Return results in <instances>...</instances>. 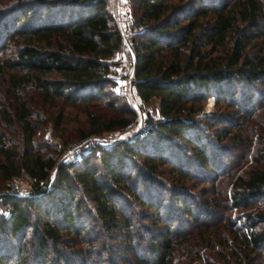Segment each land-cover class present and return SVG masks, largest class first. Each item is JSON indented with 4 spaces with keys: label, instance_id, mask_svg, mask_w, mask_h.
<instances>
[{
    "label": "trees",
    "instance_id": "1",
    "mask_svg": "<svg viewBox=\"0 0 264 264\" xmlns=\"http://www.w3.org/2000/svg\"><path fill=\"white\" fill-rule=\"evenodd\" d=\"M131 5L134 28L142 27L129 38L134 56L131 83L145 102L159 98L161 119L151 120L142 137L121 139L110 146L94 145L91 152H98L99 167L85 154L79 161L68 162L33 155L30 143L37 126L32 121V101L24 94L33 92L40 108L85 105L89 128L80 132L81 137L119 130L134 120V111L126 103L106 99L115 85L110 58L118 55L122 44L109 0H17L14 8L0 15V45L22 40L13 56L0 58V87L5 83L0 98H8L6 102L0 99V182L28 172L45 184L31 195L7 192L1 196L9 209L6 215L0 214V264H32L29 257L34 264L49 260L68 264L67 248H73L72 254L84 264L92 255L82 245L91 231L87 218L99 221L106 232L117 230L119 234L121 228L127 229L120 239L131 243L134 215L122 201L124 192L151 210L140 216L150 220L154 229L148 236L146 254L130 249L132 258L126 264H175L176 246L187 239L183 232L187 220L172 229L173 216L160 207L166 200L170 206H180L191 223L198 217L188 204V193L164 188L157 179L164 172L159 167L165 163L176 183L190 177L179 158L167 160L160 141L186 135L192 157L206 172L210 160L204 146L198 144L201 136L199 132L188 135L189 130L198 131L195 119L182 118L181 113L188 110L191 114L192 105L204 101L210 92L215 104L228 100L227 95L228 104L234 103V82L253 89H241L240 103L253 105L255 92L264 97V90L256 87L264 85V0H131ZM241 112L245 118L251 115L246 109ZM208 119L214 122L218 118ZM15 126L18 130H13ZM222 133L228 130L222 129ZM137 158L141 159L139 165L133 162ZM254 161L257 167L231 183L226 198L232 207L264 204V135L258 140ZM51 170L54 176L48 188ZM209 175V180L216 178L215 173ZM151 188L164 189L170 195L145 197ZM86 200L91 210L83 204ZM219 207V201L204 200L206 217L214 216ZM243 220L238 227L241 231L234 227L230 232L248 251H234L233 259L223 260L225 264H247L263 255L264 229L256 226L264 221V213L247 212ZM227 223H231L229 219ZM8 233L23 241L13 243L6 238Z\"/></svg>",
    "mask_w": 264,
    "mask_h": 264
},
{
    "label": "rangeland",
    "instance_id": "2",
    "mask_svg": "<svg viewBox=\"0 0 264 264\" xmlns=\"http://www.w3.org/2000/svg\"><path fill=\"white\" fill-rule=\"evenodd\" d=\"M16 1L17 0H0V15L2 12L12 7L14 8ZM20 1L21 0H18V3ZM109 7L111 13L116 9L114 0H109ZM131 13L133 16V12ZM7 20L9 22L12 21L11 16L8 17ZM137 28L138 26H135L131 33ZM130 36L131 34L125 36V40L129 46ZM21 41V39H18L7 43L5 46L0 45V58L13 56L15 50L22 45ZM110 61L113 63L112 68L114 69V73L122 74L127 71L126 66L129 61L125 56H121V51L118 55L110 58ZM2 85L0 91L4 92L5 83ZM233 87H236L237 91L234 103L228 104V102L231 101L227 95L226 99L229 101L224 100L215 104L214 93L210 92L204 101L192 105L191 114H188V110H184L180 116L182 118L192 117V119H195V127H197L198 131L194 132L193 130H189L188 135L194 137L195 134L199 132L198 134L201 136L198 144L204 146L208 154V160H210V166H208L206 172L199 166L198 161L192 157L193 148H191L190 144L186 141V135L182 137L169 136L168 139H166L167 141H160L164 143L162 144L163 153L165 157H167V160L174 159V161H176L180 159L184 163L183 167L190 171V177L182 178L176 183V176L170 171L168 163L159 167V169H163L164 172L158 174V177H156L162 181L164 188L170 189L169 187H176L188 193V204L191 205L192 211H195L198 217L196 223H191V217L188 218L187 214H185L184 210L182 211L180 206H170L169 202L166 200L160 207L161 212H167L173 216L172 229H176L177 225L180 222L182 223L183 219L187 220L183 229V232L187 235V239L176 246L177 251L176 253L174 252L175 264H209L210 262H213V264H225L223 260L233 259L234 256L232 253L234 251H244L245 249L239 238L233 239L230 229L237 227V230H239L238 227L241 226L247 212L264 213V204L261 201L247 207H232L228 197L226 198L231 191L233 179L238 175L245 174L248 169L258 166L254 161V157L256 156L258 140L261 135H264V97H260V95L255 92L253 95V105H245L240 103L241 99H243L241 89L250 92H253V89H244L246 85L242 82H234ZM256 87L259 91L264 90V85H258ZM130 91L131 94L124 95L121 90L114 85L106 99L110 100V98H113L111 100H114L116 103L118 101L121 103L124 102L131 108L133 107L132 104L135 102L134 93H136L132 83ZM24 96L32 101L31 105L34 107L32 121L33 124L37 126L30 143L33 149V155L39 154L42 158L52 156L57 162L79 161L82 155L85 154L90 163L96 164L99 167L100 164L97 158L98 152H91V148L94 145L110 146V144L121 139L132 140L142 137L148 130L151 120L161 119L158 110L159 98L155 96L146 102V105L150 107L149 111L142 112L137 117L136 115L134 116V122H140L139 126L129 131L128 134L126 133L123 137L119 138V136H117L119 133L117 129L105 131L101 134H88L85 137H81L80 132L88 131L89 128L85 114V105L72 106L58 104L53 107H48L47 105L40 108V102H38V104H36L38 100L34 102L35 96L33 92H27ZM0 99L5 102L8 100L7 96ZM242 109H246L251 115L245 118V115L241 112ZM208 116H213L218 119L212 122V119H208ZM222 129H227L228 133L223 135ZM13 130H18L17 126H15ZM10 135H13V132H11ZM22 144L24 145V141H22ZM140 160V158L133 159V162L139 165ZM130 162L132 163V160H130ZM79 165L76 168L77 170L80 168ZM129 168L130 166H128L127 169ZM211 172L215 173L216 177L213 181L209 180V174ZM53 176L54 170H51L50 179L46 187L49 188L51 186ZM14 184H18L25 189H30L31 192L29 195L33 194L38 187L43 188L45 185L43 180L37 179L36 176L28 172H22L16 182L12 180L3 183L0 182L1 215H6L9 209V206L2 201L1 196L7 193L9 187ZM139 191L140 189H137L136 192L138 193ZM145 191H143V193ZM159 193L164 195L166 192L164 189L158 192L157 189L151 188L145 192L144 196L146 197L149 194L154 198L158 196ZM166 194L170 195L169 192ZM121 195L123 196L121 197L123 203L126 202V209L134 215L135 227L131 230V232L133 231L134 233L132 242L129 243L127 240L120 239L122 236L120 234L127 231V229L121 228L119 234L116 232L117 230H113L115 232L111 231L112 234L111 232H106L104 228L102 229L99 221L87 218L86 222L91 231L86 235L89 237V240L87 242L85 241L82 245L89 249L92 255L84 264H126V259L132 258V254L128 252L130 249H133L135 254L138 255L141 253L146 254L144 249L146 248L148 236L154 229L150 220L142 218V216H140L142 214L140 213L151 212V210L144 205H140L132 194H125L124 192L121 193ZM204 200L220 202V207L216 209L214 216L206 217V213L203 209ZM127 202H129V204H127ZM83 204L91 210L90 208H92V206L89 201H84ZM87 216L86 214L85 218ZM227 218L230 220V224L227 223ZM34 222L35 220L33 223ZM159 225L161 224L159 223ZM144 226L148 228V230H146ZM256 229H264V221L258 223ZM5 236L10 241H13V243L23 241L20 236L12 237L9 233ZM28 236L29 231H27L26 234V237ZM127 246L130 247L128 250L125 248ZM72 249L73 248L66 249L68 253V264H83L79 261V258L72 254ZM247 251L248 249H245V252ZM254 254L256 255V252L253 253V255ZM262 254L263 255L258 257L254 256V259H251L247 264H263L264 249H262ZM221 255L224 256L223 259H221ZM27 260L34 264L30 257ZM46 264H52L51 260L47 261Z\"/></svg>",
    "mask_w": 264,
    "mask_h": 264
},
{
    "label": "built area",
    "instance_id": "3",
    "mask_svg": "<svg viewBox=\"0 0 264 264\" xmlns=\"http://www.w3.org/2000/svg\"><path fill=\"white\" fill-rule=\"evenodd\" d=\"M116 3V9L112 12V16L114 21L122 35V44H121V56H125L129 63L126 66L125 72L114 73L113 78L115 80L116 87L121 90V92L125 94H131L130 86H131V77L133 74V61L134 56L131 51L130 46L127 44L125 40V36L131 34V31L134 29V18L132 16L131 11V0H114ZM138 30L142 29L141 26H138ZM136 30V29H135ZM112 67V66H111ZM135 102L132 110L134 114L139 116L142 112L149 111L150 107L146 105V102L142 100L137 93H134ZM140 122H134V120L126 127L119 129V133L117 136L123 137L128 134L132 129H136L139 126ZM19 176L13 177L11 180L16 182ZM9 193L15 194L18 196L29 195L31 190L25 189L24 187H20L18 184L11 185L8 190Z\"/></svg>",
    "mask_w": 264,
    "mask_h": 264
}]
</instances>
